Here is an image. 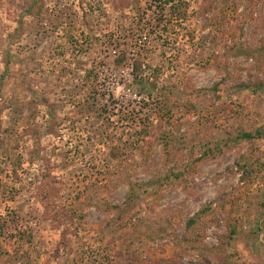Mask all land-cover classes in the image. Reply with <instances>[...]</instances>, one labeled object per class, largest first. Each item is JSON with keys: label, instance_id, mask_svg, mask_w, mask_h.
Listing matches in <instances>:
<instances>
[{"label": "rangeland", "instance_id": "374dc122", "mask_svg": "<svg viewBox=\"0 0 264 264\" xmlns=\"http://www.w3.org/2000/svg\"><path fill=\"white\" fill-rule=\"evenodd\" d=\"M0 264H264V0H0Z\"/></svg>", "mask_w": 264, "mask_h": 264}, {"label": "trees", "instance_id": "16d2710c", "mask_svg": "<svg viewBox=\"0 0 264 264\" xmlns=\"http://www.w3.org/2000/svg\"><path fill=\"white\" fill-rule=\"evenodd\" d=\"M218 87V84H216L214 86V88L216 89ZM239 88H242V89H251L252 91H255L256 89H259V88H262V83L261 82H254V83H247V82H242L239 84L238 86ZM257 137H261L262 136V133L259 130H256L255 134L254 135H250V134H247V133H244L241 135V137L243 139H246V140H251L252 138Z\"/></svg>", "mask_w": 264, "mask_h": 264}]
</instances>
